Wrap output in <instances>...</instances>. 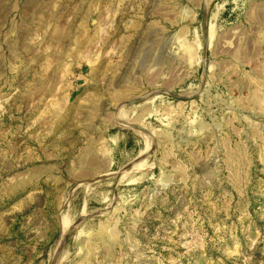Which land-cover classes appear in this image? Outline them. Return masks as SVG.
Here are the masks:
<instances>
[{
    "label": "rangeland",
    "instance_id": "374dc122",
    "mask_svg": "<svg viewBox=\"0 0 264 264\" xmlns=\"http://www.w3.org/2000/svg\"><path fill=\"white\" fill-rule=\"evenodd\" d=\"M0 264H264V0H0Z\"/></svg>",
    "mask_w": 264,
    "mask_h": 264
}]
</instances>
